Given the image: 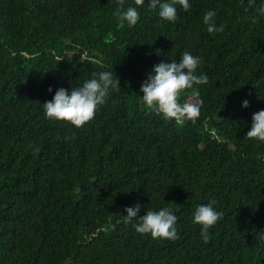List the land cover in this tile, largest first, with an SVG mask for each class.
I'll use <instances>...</instances> for the list:
<instances>
[{
	"label": "trees",
	"instance_id": "1",
	"mask_svg": "<svg viewBox=\"0 0 264 264\" xmlns=\"http://www.w3.org/2000/svg\"><path fill=\"white\" fill-rule=\"evenodd\" d=\"M148 3L0 0V264H264V141L246 137L264 110V0H189L175 22ZM128 7L132 27L114 14ZM185 51L208 83L181 93L203 104L177 124L140 89ZM107 71L120 88L91 122L46 117L58 89ZM137 203L139 216L171 208L179 239L136 232ZM209 203L223 218L204 243L193 216Z\"/></svg>",
	"mask_w": 264,
	"mask_h": 264
},
{
	"label": "clouds",
	"instance_id": "2",
	"mask_svg": "<svg viewBox=\"0 0 264 264\" xmlns=\"http://www.w3.org/2000/svg\"><path fill=\"white\" fill-rule=\"evenodd\" d=\"M117 2L122 6L125 0H117ZM144 3L145 0H135L137 6H143ZM248 3L252 5L255 0H248ZM148 4L153 10L159 6V16L170 22L178 19L175 5L179 4L186 12L191 8L189 0H170L164 3H161V0H149ZM258 11L264 15V4ZM114 14L122 21H126L130 27L135 26L140 18L136 7H128L126 11L117 9ZM215 15L214 11H208L203 17L208 32L213 34L223 32L225 28L223 24L216 26ZM84 59L86 56L80 57L81 62ZM200 64V57L185 51L179 62L162 61L156 65L140 89L146 108L166 120H174L177 124H182L186 120H196L201 114L203 102L196 100L191 103H180V95L194 85L208 83L206 75L197 74ZM119 88V79L116 75L113 76V71L94 73L91 79L86 80L82 86L73 87L70 92L64 88L58 89L51 101L43 103L45 115L49 119L70 122L77 128L83 127L94 119L99 107L106 103L110 89L119 90ZM48 91L51 92L52 89L49 88ZM242 106L247 108L248 101L245 100ZM246 137L264 141V110L253 114L251 129ZM125 211L126 223L138 219V223L133 225L136 232L150 234L154 239H179L176 228L178 218L171 208L165 207L159 211L147 210L145 215L139 216L141 205L137 203L126 207ZM222 218L223 213L217 211L212 203L197 206L193 222L202 226L201 237L204 243L210 241L208 230Z\"/></svg>",
	"mask_w": 264,
	"mask_h": 264
}]
</instances>
